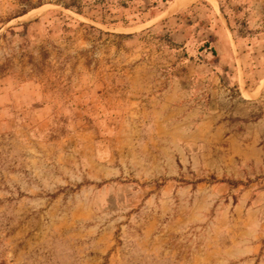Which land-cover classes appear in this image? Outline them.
<instances>
[{
	"label": "rangeland",
	"instance_id": "374dc122",
	"mask_svg": "<svg viewBox=\"0 0 264 264\" xmlns=\"http://www.w3.org/2000/svg\"><path fill=\"white\" fill-rule=\"evenodd\" d=\"M177 1L0 0V264H264V0Z\"/></svg>",
	"mask_w": 264,
	"mask_h": 264
},
{
	"label": "bare ground",
	"instance_id": "6f19581e",
	"mask_svg": "<svg viewBox=\"0 0 264 264\" xmlns=\"http://www.w3.org/2000/svg\"><path fill=\"white\" fill-rule=\"evenodd\" d=\"M196 0H178L177 3L174 5V9L183 8L189 4L194 3Z\"/></svg>",
	"mask_w": 264,
	"mask_h": 264
},
{
	"label": "trees",
	"instance_id": "16d2710c",
	"mask_svg": "<svg viewBox=\"0 0 264 264\" xmlns=\"http://www.w3.org/2000/svg\"><path fill=\"white\" fill-rule=\"evenodd\" d=\"M200 49H208V50L211 52V54H212L213 56L216 55L215 50H214L213 48H209L208 43H204L203 46H202Z\"/></svg>",
	"mask_w": 264,
	"mask_h": 264
}]
</instances>
